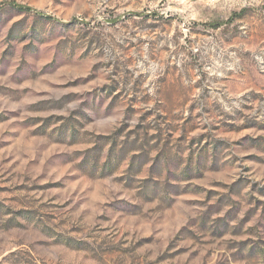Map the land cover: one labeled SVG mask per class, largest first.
Returning <instances> with one entry per match:
<instances>
[{
  "label": "rangeland",
  "instance_id": "obj_1",
  "mask_svg": "<svg viewBox=\"0 0 264 264\" xmlns=\"http://www.w3.org/2000/svg\"><path fill=\"white\" fill-rule=\"evenodd\" d=\"M15 1L0 264H264V0Z\"/></svg>",
  "mask_w": 264,
  "mask_h": 264
},
{
  "label": "trees",
  "instance_id": "obj_2",
  "mask_svg": "<svg viewBox=\"0 0 264 264\" xmlns=\"http://www.w3.org/2000/svg\"><path fill=\"white\" fill-rule=\"evenodd\" d=\"M4 5H9L15 9L21 10V11H32L29 7H25L20 5L17 1L15 0H9L7 2L1 3L0 6H4Z\"/></svg>",
  "mask_w": 264,
  "mask_h": 264
}]
</instances>
